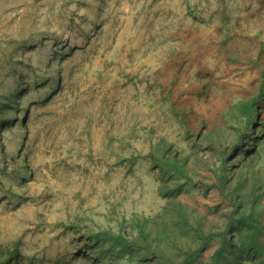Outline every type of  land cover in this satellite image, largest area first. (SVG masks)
Segmentation results:
<instances>
[{
    "label": "rangeland",
    "instance_id": "1",
    "mask_svg": "<svg viewBox=\"0 0 264 264\" xmlns=\"http://www.w3.org/2000/svg\"><path fill=\"white\" fill-rule=\"evenodd\" d=\"M243 215L264 0H0V264H252Z\"/></svg>",
    "mask_w": 264,
    "mask_h": 264
},
{
    "label": "trees",
    "instance_id": "2",
    "mask_svg": "<svg viewBox=\"0 0 264 264\" xmlns=\"http://www.w3.org/2000/svg\"><path fill=\"white\" fill-rule=\"evenodd\" d=\"M245 106H248V104L246 103ZM249 107L251 109H254V103L250 104ZM251 119H252V124L256 123V120L254 118ZM241 219L245 223V225L248 226L250 231L253 233V236L257 239L256 243L244 245V249L251 250L252 254H254V257L258 259V260H254L252 264H262V263L264 264V245H262L260 242V241H264V222L253 216L243 215ZM221 234L222 233L218 234L214 232L209 234L199 233V237L201 239V243L199 247L193 251L187 252L185 254L184 259L180 263H177L169 259L167 256L163 257L164 260L163 262L165 264H194L195 261L202 256L208 244L212 240H214L217 236H220ZM14 254H16V252L12 254L11 258H15Z\"/></svg>",
    "mask_w": 264,
    "mask_h": 264
}]
</instances>
